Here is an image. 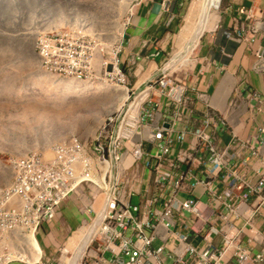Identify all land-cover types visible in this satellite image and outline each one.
Wrapping results in <instances>:
<instances>
[{
    "label": "built area",
    "instance_id": "built-area-1",
    "mask_svg": "<svg viewBox=\"0 0 264 264\" xmlns=\"http://www.w3.org/2000/svg\"><path fill=\"white\" fill-rule=\"evenodd\" d=\"M164 12L169 28L175 16L168 6ZM261 29L264 21L248 27L251 42ZM225 36L243 38L239 31L237 38L229 31ZM254 69L264 73V58ZM159 72L146 82L149 94L137 110L108 118L89 139L68 138L13 158L12 179L0 188V264H62L68 245L56 261L45 259L41 234L72 196L92 215L83 223L91 237L79 244L76 264H264V122L257 120L262 105L246 108L256 132L242 137L206 92ZM150 93L176 109L171 127L159 125L161 105ZM247 97L261 98L259 92ZM195 101L205 105L200 118ZM188 118L193 128L176 127ZM221 131L228 141L217 135ZM188 134L195 138L192 146L185 144ZM195 165L203 168L202 178L192 174ZM198 190L213 207L212 221L202 214ZM195 236L202 246L193 244ZM156 240L161 244L155 247Z\"/></svg>",
    "mask_w": 264,
    "mask_h": 264
},
{
    "label": "rangeland",
    "instance_id": "rangeland-1",
    "mask_svg": "<svg viewBox=\"0 0 264 264\" xmlns=\"http://www.w3.org/2000/svg\"><path fill=\"white\" fill-rule=\"evenodd\" d=\"M138 1L0 0V188L12 179L14 157L68 138L85 141L105 120L141 102L146 83L130 85L114 59ZM194 1L183 30L166 43V73L172 78L185 66L177 56ZM213 14L208 12L209 19ZM67 245L62 264L72 254Z\"/></svg>",
    "mask_w": 264,
    "mask_h": 264
},
{
    "label": "crops",
    "instance_id": "crops-1",
    "mask_svg": "<svg viewBox=\"0 0 264 264\" xmlns=\"http://www.w3.org/2000/svg\"><path fill=\"white\" fill-rule=\"evenodd\" d=\"M190 2L191 0H139L137 2L127 23L117 55L119 67L124 71L130 85L141 88L157 75L160 68L164 69L166 46L163 48V42H171L181 33L183 17ZM219 3L215 11L216 22L201 33L197 45L191 49V51L194 49L191 57L189 58L190 51L187 55L188 60L184 63V69L176 74V77L185 86L190 88L193 86L199 91L206 92L212 106L227 118L229 128L238 129L240 136L248 137L256 130L254 126H251L246 108L262 105L264 110V73L254 69L256 62L264 58V30H259L255 42H251L252 36L248 27L264 21V0H219ZM167 6L175 16L169 28L165 27L167 14L164 10ZM227 31L236 38L239 31L243 34V38L240 41L229 39L225 36ZM132 59H135L134 64ZM247 92H259L260 102L248 99ZM153 96V99L161 105L159 125L171 127L176 109L166 98H158L155 93ZM233 102L236 106L231 105ZM194 109L199 118L206 110L205 105L199 101H195ZM257 120L264 122V113L259 115ZM194 123L188 118L187 124H176V127L181 129L187 126L190 130ZM217 135L223 142L229 139L226 131L224 133L221 131ZM188 137H192L195 142L192 134H188ZM194 142L185 144L192 146ZM191 172L194 176L203 177L201 166L195 165ZM180 195L184 198L193 197L185 192ZM195 196L204 202L201 208L204 218L212 221L215 218V212L208 203L207 194L198 190ZM132 202L138 203V198L134 197ZM90 215L88 212H82V205L74 196L65 202L61 216L42 228L40 242L45 259L56 261L60 248L69 243L70 238L83 223L88 222ZM233 221L236 225L242 223L241 219ZM181 228L182 225L178 223L176 229ZM128 235L133 236L130 231ZM192 242L195 246H202V240L198 236H195ZM214 242L218 243L219 240L216 239ZM160 244V240L154 242L155 247Z\"/></svg>",
    "mask_w": 264,
    "mask_h": 264
},
{
    "label": "bare ground",
    "instance_id": "bare-ground-1",
    "mask_svg": "<svg viewBox=\"0 0 264 264\" xmlns=\"http://www.w3.org/2000/svg\"><path fill=\"white\" fill-rule=\"evenodd\" d=\"M194 2H196V4L194 5V7L191 8V10H189L187 17H186L187 25L189 27L188 31L186 29L187 38H186L185 44L183 45L182 52L177 56V60L182 62L183 64L187 62V60H188L187 55L189 54L191 49L197 45V43L200 39V36L202 35L201 33L203 31L207 30L208 28H210L211 26H213L214 23L216 22L215 14H213L211 16V18L209 19L208 12L209 11L213 12V10L216 11L219 7V4H220L219 0H196ZM205 12H207L205 15L206 19L201 26L200 33H198L201 18L203 16V13H205ZM181 65H179V66H181ZM119 90H122V89L120 88ZM144 94H146V93H144ZM143 95L141 98L142 100L138 99L141 102L137 103V107H135L134 110H137L139 108V106L141 105V103L143 102L144 98L146 97L145 95H144L145 97H143ZM126 100H127L126 94L122 95V97L120 98L121 103L126 102ZM135 112H137V111H135ZM45 150H48V148H45ZM90 237H91V234L89 233L88 226L86 225V226H84V228H81L79 231H77L73 235V237L70 238L69 243H68L69 247H71L73 251H76L79 244L82 241L85 242L86 240H89ZM77 254H78V252L75 253L73 258H75V256ZM79 257H80V253L78 254L77 261H78ZM68 262H69V259H68ZM68 262H67V264H68ZM70 263H71V261H70Z\"/></svg>",
    "mask_w": 264,
    "mask_h": 264
},
{
    "label": "water",
    "instance_id": "water-1",
    "mask_svg": "<svg viewBox=\"0 0 264 264\" xmlns=\"http://www.w3.org/2000/svg\"><path fill=\"white\" fill-rule=\"evenodd\" d=\"M206 13H207V12L203 13V16H202V18H201V22H200V26H199V30H198L199 32L201 31V26H202L203 22H204L205 19H206V17H205ZM169 65H170V62L167 63V64L165 65V67H164V69H163V72H167V71L169 70ZM79 253H80V252H78V254H79ZM78 254L75 256V258H72V261H71L70 264H76Z\"/></svg>",
    "mask_w": 264,
    "mask_h": 264
},
{
    "label": "trees",
    "instance_id": "trees-1",
    "mask_svg": "<svg viewBox=\"0 0 264 264\" xmlns=\"http://www.w3.org/2000/svg\"><path fill=\"white\" fill-rule=\"evenodd\" d=\"M122 70V69H121ZM123 71V70H122ZM124 72V71H123Z\"/></svg>",
    "mask_w": 264,
    "mask_h": 264
}]
</instances>
